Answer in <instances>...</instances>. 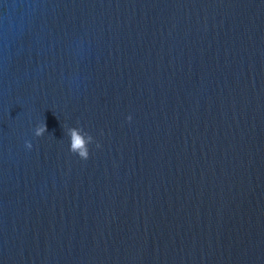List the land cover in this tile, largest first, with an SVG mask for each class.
Here are the masks:
<instances>
[{
    "label": "water",
    "instance_id": "1",
    "mask_svg": "<svg viewBox=\"0 0 264 264\" xmlns=\"http://www.w3.org/2000/svg\"><path fill=\"white\" fill-rule=\"evenodd\" d=\"M0 264H264V0H0Z\"/></svg>",
    "mask_w": 264,
    "mask_h": 264
},
{
    "label": "clouds",
    "instance_id": "2",
    "mask_svg": "<svg viewBox=\"0 0 264 264\" xmlns=\"http://www.w3.org/2000/svg\"><path fill=\"white\" fill-rule=\"evenodd\" d=\"M127 120L131 121V116L127 117ZM45 131L44 124L38 125L34 130V135L41 137ZM68 135L70 136V153L76 154L81 160H87L89 158L88 145L94 142L93 137L80 128H69ZM24 147L30 151L33 145L30 141H25ZM96 147L99 148L100 145L97 143Z\"/></svg>",
    "mask_w": 264,
    "mask_h": 264
}]
</instances>
